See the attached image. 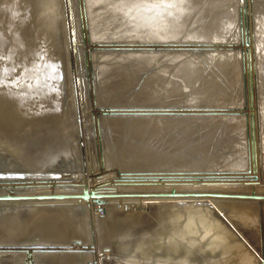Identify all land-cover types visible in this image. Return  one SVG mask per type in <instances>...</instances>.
Instances as JSON below:
<instances>
[{
  "label": "bare ground",
  "instance_id": "6f19581e",
  "mask_svg": "<svg viewBox=\"0 0 264 264\" xmlns=\"http://www.w3.org/2000/svg\"><path fill=\"white\" fill-rule=\"evenodd\" d=\"M223 1L199 18L198 26L187 22L198 30L194 51L201 69L195 80L174 77L176 86L163 90L161 57L155 52L152 72L144 79L149 85L146 93L153 98H146L149 103L144 106L135 104L140 96L132 99V88L120 89L115 83L121 81L120 68L128 70L134 60L130 56L129 61L127 54L138 49L117 42L122 53H112L110 43V52L96 53L87 45L92 32H97L95 26L98 34L105 35L103 28L115 25L124 12L115 9L113 0H0V197L57 207L36 208L27 217L20 209L0 213V236L12 234L8 239H13L27 220L57 240L73 234L80 237L81 232L86 236L83 240L95 238L93 247L77 246L72 254L49 258L55 264H86L89 254L95 264H102L97 252L100 242L110 251L111 263L106 264H264V0ZM133 10L130 18L143 22V14ZM63 16L72 63L63 38ZM109 72L115 74L109 77ZM175 96L184 98L177 105L182 114L170 118L163 100ZM131 107L151 111L132 116L117 112ZM78 116L85 130L81 139ZM189 116L195 123L192 129L185 126L184 118ZM136 124V134L129 136ZM83 149L87 189L101 195L103 205L55 198L81 193L83 188L67 172L80 162ZM149 154L166 158L165 164L149 170ZM204 160L210 162V169L201 166ZM172 161L181 164L164 167ZM118 170L129 184L148 185L144 188H156L158 193H102L100 185L119 177ZM37 196L48 198H33ZM101 210L102 218L96 222ZM6 254H0V264L7 260L17 264L15 254Z\"/></svg>",
  "mask_w": 264,
  "mask_h": 264
},
{
  "label": "rangeland",
  "instance_id": "374dc122",
  "mask_svg": "<svg viewBox=\"0 0 264 264\" xmlns=\"http://www.w3.org/2000/svg\"><path fill=\"white\" fill-rule=\"evenodd\" d=\"M191 2H193V3H191ZM191 2L190 1L189 2H186V0H176V1H174V0H113V4L112 5L115 6V9L116 10L118 9L120 11L122 10L126 14L129 13L130 15H132L131 10L133 12L134 11L133 9L136 8L137 9V10H135L136 13H139V14L142 13L143 14L142 15L143 18H144L143 19V22H142V20L137 19V18H135V20H133L132 19L133 17L130 18V15L129 14L126 15L124 12L121 11L122 12V14L120 13L121 16H118L119 18L118 17L116 18V19H118V22H117V20L114 22L115 25L116 24L117 25L115 26L113 24L116 28H114L113 25L110 26L111 29L113 28L112 30L110 28H108L107 30H105L103 28V31H105L103 33H106L105 35H103L102 33L101 34H98V32L100 30H98V28L95 26L94 30H96L97 32H95L93 30L94 32H92V34H94V35H92V37L89 36V38H88L89 39V41H88L89 43L87 44L89 46L88 48L92 49V51H96V53L98 51L99 52H103L102 50H104V51L108 50L109 51L110 47H111V50L110 51H112V53H114V52L116 53L117 51H118L117 53H122L124 50L119 49L120 48L119 45H121L123 43H126L127 45H131L132 47L131 46L130 47L127 46V47L128 48H132V50L138 49L136 51H133V52H136V53H131L129 55L127 54V56H129L128 57L129 61H130V56H132V59H134V60H131V61H133V62H131L132 64L129 63L128 70L123 69L122 67L120 68L121 69V70H119L120 75L118 74L119 76H117V77L121 81H118L117 80L115 82L116 84H117V82H119V83L121 82L120 84L119 83L117 84V85H119L120 89H126V90L128 89V91H131L133 89L134 92L132 90V93L133 94L134 93L137 94V95L134 94L135 96L133 95V97H132V99H135V101H136V97L137 96H140V97H137V103H135L136 105L141 104V105H144L145 106V104L146 103H149L148 101H151L152 98H153V96L151 97V95H148L146 93V91H148V87L147 86H149V85H147V86L145 85V84H147V82L145 83V81H147V80H144V79H145L146 76H148L149 71H150V73L152 72V69H151L152 67H150V66H152L153 62H155V60H156V56L155 55L157 54V51L159 52L160 57H161L160 58L161 59L160 60L161 72L164 73V80H163L162 83H160L161 86L163 87V90L170 89V88L176 86V85H173V80H174L173 78L174 77H179V76H183L184 77L185 76V78H187V80L194 81L195 80V77H196L197 71H200L201 67H199L198 65H196V53L194 51V40H195V37L194 36H196V33H198V30H196V28H194V27L193 28H191V27L194 26V23L193 22L197 23V25H195V27L198 26L199 25L198 22H200V19L199 18L202 19L205 16L206 12L209 9H211V7H214L216 5H218V6L219 5H222L224 1L223 0H220V1L219 0H209V1L208 0H191ZM127 3L131 4L132 7L129 4L128 5L131 8L129 6L128 7H124ZM199 3H200V5H199ZM182 4L185 5V6H182ZM211 4H213V5H211ZM196 6L197 7L199 6L200 9L198 7V10H197V7ZM174 7H175V9H174ZM182 7L184 8L183 10H182ZM187 7H189V8L188 9H185ZM174 10H175V12H174ZM193 10H195V13H197V11H198L197 14L194 13V16L195 15L198 16L196 18V21L197 22L194 19L196 16L193 17V15H192L193 14ZM183 12H184V14H182ZM64 13H65V9L63 10V15L65 16ZM185 13H186L185 18L187 17L186 19L183 17L185 15ZM187 14L192 15V17L191 16L190 17L193 18V20L189 17V15L187 16ZM123 15L124 16H129V17H127V19H126V17H124ZM64 16L62 17V20H61L62 23L61 24H63V23L65 24L62 27V29L64 28L63 29V35H64L63 38H64V42H65V47L67 49V54L69 55V54H71V52H70L71 51V49H70L71 46H70L69 39L67 37L68 28H66L67 27V25H66L67 23L65 22L66 21L65 20L66 18ZM181 16L183 17L184 20H182V17ZM129 19L130 20L132 19V20L130 21ZM197 19H199V20H197ZM177 20H178V22H177ZM119 21H120L121 25H120ZM183 21L185 22V26L183 24L184 23ZM137 22H138V24L140 22H142L143 25H138ZM187 22H188V25L190 24L189 22H192L193 23L192 25L191 24L189 25V26H191L190 28L187 25ZM129 26L130 27H134V28L130 29ZM137 27H139V28H137ZM124 28H126L127 30L125 29V32L123 33V30L122 29H124ZM115 29H116V31H115ZM197 29H198V27H197ZM131 30H132V33H131ZM192 30H193V32H192ZM133 31H135V32H133ZM186 31H187V34H186ZM116 32H118V34ZM189 32H191L192 35ZM96 33H97V35H95ZM130 33H131V35H130ZM193 33H195V34H193ZM125 34L126 35L128 34L130 36L127 35L128 36V38H127V36H124ZM99 35H101L102 38ZM107 35L109 37L108 39H106L107 38ZM115 35H116V37H115ZM93 36H96V37H93ZM110 36H111V38H110ZM65 37H66V39H65ZM191 37H192V39H191ZM96 39L98 40V43L97 44H99V45L96 44V42H97ZM121 39H123V40H121ZM93 40H94L95 43L92 42ZM107 40H108V42H107ZM111 40H115L116 42L113 41V43H111L112 42ZM121 41H124V42H121ZM102 42H104L105 45ZM117 42H118L119 45L116 44ZM130 42H132V43H130ZM108 43L113 44V46L110 45V47L108 48ZM114 44L118 47V50H114L115 48L117 49V47ZM148 44H150L151 47H146V45H148ZM100 45H101V47H100ZM96 46L97 47L99 46V48H97ZM103 46H106V47L103 48ZM95 47H96V49H95ZM101 48H103V49H101ZM123 48H124V45H123ZM99 49H101V50H99ZM155 52H156V54H155ZM137 53H138V55H137ZM100 54L102 56L104 53H100ZM133 54H136V55H133ZM142 54H144V55H142ZM97 56H95V57H97ZM135 56L138 57V58L143 57V59L141 58L139 60ZM135 58H136L137 61L139 60L140 65L137 64L139 62H137L135 60ZM68 59H69L70 63H72V60H73L72 59V55H69L68 56ZM100 59H101V57H100ZM135 61H136V64H135ZM130 64H131V66H130ZM134 65L136 67L137 66L138 67L141 66L142 69L141 68H138V67L136 68V67H134ZM147 66H149L151 70H149V68ZM130 67H131V71H130ZM132 67H134V68H132ZM137 69L138 70L140 69V70L138 71ZM109 74H110L109 77H112L115 73L114 72H112V73L109 72ZM140 81H141V83L143 82L142 83V86H141L142 88L138 87L140 85L139 84ZM143 85H145V86H143ZM128 86H129V88H132V89L129 90ZM134 88H136L137 91ZM139 89L142 90V92L139 91V94L142 93L140 95L138 94V90ZM143 89H144V92L145 93L143 92ZM164 93L166 94V91H164ZM141 96H143V97L146 96V97H144L145 99H142ZM146 98L147 99L149 98L148 101H147ZM138 99H141L140 100L141 102L140 101L138 102ZM163 101H164V109H169L167 116H169L171 114L170 115V118H172L171 116H173V117H181L180 113L182 114V111L179 112V109H178V106L177 105L178 104H182L184 102L183 96H175V98L173 97L172 100L171 99H167V98L165 99L164 98ZM142 102H143V104H142ZM197 110L199 112L200 111L201 112L202 111H205V110H203L201 108H199V109L197 108ZM199 112H197V113H199ZM177 114L179 116H177ZM183 118L184 117H182V119ZM184 119H185V126H186V128H188V129L191 128L192 129L193 126H194V124H195L193 118L189 116V117H186ZM137 126H138L137 124L136 125H131V127H132L131 130H130L131 134H129V136H134L136 134L137 129H138ZM163 132H164V130H163ZM167 149H168L167 147L166 148L164 147L163 148V150H164L163 152L166 153L165 151H167ZM80 151H81L80 154L82 156V150H80ZM85 158H86V156H85ZM165 162H166V158L161 159L160 157L155 156L154 154H149L147 156V159H146V166H147V168L149 170L156 171L155 168L159 164H165ZM86 163H87V160H86ZM180 164L181 163H179V161H172V162H169L168 164H166L164 167L179 166ZM201 166L203 168H205V169H210L211 168L210 162L207 161V160H204L203 162H201ZM75 167L72 168L74 170H71V169H68L69 171L67 170L68 171L67 172L68 174H69V172L71 173L69 177H72V181L75 179L74 180V183L78 184L79 188H87L88 183H89V171L86 168L87 166L85 167L86 169H83V168L81 169V167H82V159H80V162L79 163L78 162L77 163L75 162ZM75 170L76 171L78 170V173ZM15 171H17V168L15 169ZM79 171L80 172L82 171L83 173L82 172L80 173ZM76 174H77V176H76ZM121 175L122 174L120 172L118 174L119 177L116 176V177L112 178L109 181L110 183L107 182L106 184H102V186L100 185V187H99L100 190H103L104 191V192L102 191V193L111 194L112 191H113V193H116V194H120L121 191L123 192V194H129V193H132L134 191H135V193L136 192L137 193H140V194H143L144 193L145 195H147L148 193L149 194L158 193V192H156L157 191L156 188H152L151 190L144 188L145 186H148V185L142 186V185H136V184H129L130 182L128 180H124L122 178L123 176H121ZM81 178H82V180H80ZM77 182H81V183H77ZM108 184H110V185H108ZM149 186L150 187H157V185H154V184H150ZM67 187L69 189V186H67ZM117 187H122L123 189H118ZM149 190L152 191V193ZM69 191H70V189H69ZM69 191H66L65 193H68ZM145 191H148V192H145ZM118 192H120V193H118ZM65 193H63V194H65ZM145 197H147V196H145ZM26 200H29V199H20L19 200V201H21L20 203H17L18 199H6V201H1L0 202V213L3 214V215H5V214H13L17 209H20L21 211H23V210H26L27 211L28 209L32 208V206L42 205V203L35 204L34 202H26ZM96 208H98V207H96ZM12 209H15V211L12 212ZM137 212H141V211H138L137 210ZM84 213H85L84 211L83 212L81 211V214L80 215H82V214L84 215ZM98 213H99V215H96V222H98V220L102 218V210L100 212H98ZM11 216H17V215H11ZM90 226L91 227H89V230L91 231V235H93V228H92L93 226H92V224ZM80 238L85 239L86 236L81 232ZM86 240H88V239H86ZM92 240L95 241V238H93V236H92ZM97 252H98V254L102 255L101 257H99L101 259V261H102V264H104V263L106 264L108 262L111 263L110 262L111 261V259H110L111 256L109 254L110 251H108L107 247H103L102 242H100L99 249H97ZM5 256L8 257L9 255L6 254ZM85 257H87V258H85V260L88 261L86 264H95V263L92 262V261H95V259H92L90 254L88 256H85ZM91 259H92V261H91ZM7 261H6V263L3 262V264H11V263H9L11 260H7ZM120 261L123 262L124 259L123 260L121 259ZM140 261H142V258H141ZM145 263L146 262H143V264H145Z\"/></svg>",
  "mask_w": 264,
  "mask_h": 264
},
{
  "label": "water",
  "instance_id": "95a60500",
  "mask_svg": "<svg viewBox=\"0 0 264 264\" xmlns=\"http://www.w3.org/2000/svg\"><path fill=\"white\" fill-rule=\"evenodd\" d=\"M67 19V17H66ZM67 23V20H66ZM146 47H151L150 44L146 45ZM220 111L225 110V108H220ZM108 112L107 108H104ZM208 110V109H204ZM219 110V109H218ZM128 112V116L142 114L146 111H151L146 107H131L128 110H117V112ZM164 111H169V109H164ZM211 111V110H208ZM214 112V111H211ZM125 114V113H124ZM77 129H78V137L84 136L85 130L82 127V119L78 116L76 118ZM82 168L85 169L87 166L86 158H85V150H82ZM119 171V170H118ZM121 172V171H119ZM51 175V174H50ZM68 175L67 177H69ZM75 198L78 200H83L85 202H93L96 205H101L102 201L100 200L101 195L97 194L93 189L83 188L81 193L73 196H55V198ZM27 198V197H22ZM38 200L47 199V196H37L33 197ZM0 199H21L20 197H8L3 196ZM36 208H41L45 210H53L57 209L56 206L52 205H36L35 209L31 208L29 211H24L21 214L22 216L27 217L30 212L33 210H37ZM68 208V207H66ZM29 212V213H28ZM91 225V219L90 224ZM18 230V231H17ZM14 236L8 239L9 236L3 237L0 236V254H15L17 257V264H55L57 261L54 259L49 260V258H54L57 254H72L71 249L75 247H80L81 249H87L88 247H93V240L90 242L88 240H83L77 234H73L71 237H63L59 240L54 239L51 234L46 233L45 229H37L34 227L30 221L25 220L23 225L20 228H17ZM7 238V239H6ZM84 243V244H83ZM71 252V253H70ZM95 263V261H93Z\"/></svg>",
  "mask_w": 264,
  "mask_h": 264
}]
</instances>
